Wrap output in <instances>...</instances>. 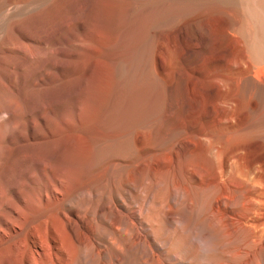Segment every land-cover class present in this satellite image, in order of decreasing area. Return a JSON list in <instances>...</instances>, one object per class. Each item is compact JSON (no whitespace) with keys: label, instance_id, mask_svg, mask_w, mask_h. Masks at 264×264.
Here are the masks:
<instances>
[{"label":"bare ground","instance_id":"6f19581e","mask_svg":"<svg viewBox=\"0 0 264 264\" xmlns=\"http://www.w3.org/2000/svg\"><path fill=\"white\" fill-rule=\"evenodd\" d=\"M46 1L0 0V264H264V0ZM127 24L159 112L132 157L99 148Z\"/></svg>","mask_w":264,"mask_h":264},{"label":"rangeland","instance_id":"374dc122","mask_svg":"<svg viewBox=\"0 0 264 264\" xmlns=\"http://www.w3.org/2000/svg\"><path fill=\"white\" fill-rule=\"evenodd\" d=\"M33 1L34 0H14V1L11 0V2H13V3H10L9 5L11 8V6H13V5L17 6L19 4L18 6H20L22 3L28 5L29 2L31 4ZM16 2L18 4H16ZM51 2H54V1L50 0L45 5H44V2H43V4L41 3V5L43 7L42 8L40 7V9H45V8L47 9L48 4L50 5ZM56 2L57 1L55 0L54 4H56ZM9 5H8V7H9ZM51 5H52V3H51ZM124 25H126V24H124ZM128 26L129 27H126L127 28L126 29L125 26L121 25L119 28H123V29H118L119 34L124 33L127 35V38H125V35L123 34L124 38H121L122 43L119 42L118 46H116V49L119 47L118 50L121 52V54H119L120 59H118V62H120L119 65L122 68V71L120 72L118 78L115 79L118 81V83H120V85H119L120 89L118 87L117 81H114L117 83V86L114 87V89L118 90V92L115 91V95L117 96V94H118V96L117 97L114 96L113 95L114 93L112 94L113 96L111 95V92H109L108 88H110V90L113 92L112 87H108L106 90V92H108L109 94L105 92L106 95L112 96L113 97L112 99H115V97H116V100H117L116 104H118V105L114 104V106L119 107V108L112 107V110H111V107H108V109L110 108L109 109L111 111L110 112L106 108L109 105H103L105 107L103 108V106H102L103 110L101 108L102 112H99L100 116L98 115L99 119H105V118L109 117V119L106 121L107 123L103 120L105 123L103 122L102 125L103 124H104V126L106 125L105 128L107 129V127H108L107 124L109 123L108 125L110 126V130H108V129L107 130L109 131V133L112 136V137H108L107 141H104L105 139L102 141L101 145H99V148L103 145V143H104V145L101 147L100 150L105 152V151L110 149L109 152H112L114 154L117 151L116 155L118 154L119 156H122V157H132L135 153V150H134L135 145L133 144L134 143L133 142V140H134L133 136L135 135V130L146 129V128L150 127L151 125H153V123L156 122L159 118L158 115H157L158 117L155 116L153 118L154 114H159V112L157 111L158 112L157 113L156 110H152L153 109L152 108V92L154 89L153 88L154 83H153L152 74L150 73L151 72L150 71L151 70L150 64H149L150 63V55H149V49H148L149 43L147 42L144 45V43L147 40V39H144L145 42L143 40L142 44L145 47L142 44H140L141 42H139V38L136 35L137 34L136 30L134 29V27L131 24ZM130 26H132V28ZM70 28L71 27H69L67 30L74 32V30L72 28H71L72 29L71 30ZM67 30H64L63 34H66ZM120 30H122L121 33H120ZM134 33H136V34H134ZM0 37H1L0 39L3 40V44L7 43L4 41L8 40V38L10 39L11 37H15V38H18L20 40L18 34H16V32H13L11 30L10 26L7 27L5 32H2L0 34ZM136 38L138 40H136ZM145 38H146V36H145ZM80 39H83L84 42H86V43L89 42L88 40H85L83 38V36H81ZM123 39L126 41H124ZM74 43L78 46H80L82 44L80 41H75ZM78 46L76 47L75 50L79 49ZM119 51H117V52H119ZM75 59L76 58L74 57L72 60H75ZM48 69H49V67L46 68V70H48ZM75 69H76V67H75ZM55 73H57V76L59 78V81H58L59 83L68 81V79L71 80L72 78H74L73 77L74 76V66L73 65H70V66L67 65L61 69H58ZM64 73H67V74H64ZM70 76H71V78H70ZM64 79H65V81H64ZM116 88H118V89H116ZM108 97L106 96L105 99H107ZM75 103H76L75 100L71 98V99L66 100L63 105L65 106V108H72L75 105ZM104 104H107L106 101H104ZM159 107H161V106H159ZM105 108L110 113L107 112ZM114 108H116L118 111H116ZM160 110H161V108H160ZM105 111H106V114L103 113ZM152 111H155V112H153V114H152ZM102 113L105 115H107V113H108L109 115L104 117V115H101ZM110 114H112V115H110ZM153 119H154V121H153ZM130 125H131V127H130ZM135 127L137 129H135ZM105 128L103 130L106 132ZM132 129H133V133H132ZM106 133H108V132H106ZM113 133H115V134H113ZM114 135H115V137H114ZM105 145H109L110 147L105 146ZM104 148H107V150H104ZM112 149L114 150V152ZM148 190L150 191V189H148ZM148 190H146L145 194L149 192ZM145 194H143V196H145ZM132 212H134V211H132Z\"/></svg>","mask_w":264,"mask_h":264}]
</instances>
